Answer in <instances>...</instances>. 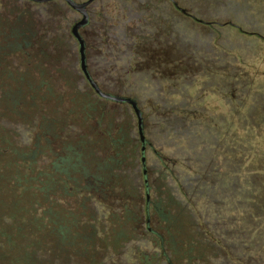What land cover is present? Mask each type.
Returning a JSON list of instances; mask_svg holds the SVG:
<instances>
[{"label":"rangeland","instance_id":"rangeland-1","mask_svg":"<svg viewBox=\"0 0 264 264\" xmlns=\"http://www.w3.org/2000/svg\"><path fill=\"white\" fill-rule=\"evenodd\" d=\"M175 1L200 20L169 0L95 3L149 37L142 61L164 51L165 74L124 73L122 58L95 79L136 102L144 166L127 104L71 78L35 109L32 76L0 92V264H264V0ZM42 6L0 0L6 29L47 22ZM64 150L71 164L56 166Z\"/></svg>","mask_w":264,"mask_h":264},{"label":"flooded vegetation","instance_id":"flooded-vegetation-1","mask_svg":"<svg viewBox=\"0 0 264 264\" xmlns=\"http://www.w3.org/2000/svg\"><path fill=\"white\" fill-rule=\"evenodd\" d=\"M13 1L26 5L27 8L32 7V5H43L47 22H41V14L38 12L36 20L30 19L32 23L17 25L14 30L6 29L5 26L8 25L5 14L0 12V77L4 79L0 84V92L3 95L13 91L19 93L23 90V85L19 83L20 78L32 76L36 80V85L28 86L26 89L30 98L29 104L35 109L38 100H42L43 95L47 96V99L43 101L47 105H51L55 99L60 100L63 90L60 88L59 81L60 79L71 78L77 81L84 91L91 92L100 99L111 100L114 104H127L136 117L140 142V163L144 166V155L142 154L145 147L142 133L143 122L136 102L131 97L103 90L95 79L99 77L112 79L113 77H110L112 74L119 75L120 68L115 67L116 64L113 60L122 58H125V64L122 66L124 73L139 70L147 73L154 71L165 74L166 69H162L163 64L159 63H166V61L162 55H158L163 54L164 51L156 49L148 55L151 60L142 61L141 57L146 54L140 52L139 48L145 39H147L145 43L150 42L149 37L137 35L131 29L132 25H129L128 20L124 17L111 15L109 19L103 18L102 21L100 11L102 8L95 5L96 1L99 0H71L75 3H84L81 10L74 8L68 0ZM169 1L184 15L195 20L198 19L194 14L180 7L175 0ZM143 3L145 2L139 1L138 4L132 5L136 7ZM56 14L61 17L69 14V24L57 25L54 23ZM114 14H119V12L115 10ZM92 16H96L100 21L105 22V29L101 30L100 26L92 21ZM16 20L20 21L18 17ZM120 25L123 26L125 32L123 37L127 38L123 44L125 47L120 42L119 36L114 34L117 26ZM160 46L158 45L159 48ZM155 58L158 59V63L152 61ZM32 70L33 73L31 74ZM12 75L15 77L10 78ZM11 80L13 81L12 84L9 83ZM13 84L15 85L13 86ZM39 109L41 112L43 111V109ZM136 110L139 115H137ZM43 119L45 125L50 128L54 124L53 118ZM47 142H52V140H47ZM58 155L56 166L65 163L71 164V156L68 154L66 156L65 150ZM142 168L145 172V168Z\"/></svg>","mask_w":264,"mask_h":264},{"label":"water","instance_id":"water-1","mask_svg":"<svg viewBox=\"0 0 264 264\" xmlns=\"http://www.w3.org/2000/svg\"><path fill=\"white\" fill-rule=\"evenodd\" d=\"M70 2V4L74 7V8H77L79 10H81L82 6L84 5V3H75V2H72L71 0H68ZM136 113L137 115L138 114V111L136 110Z\"/></svg>","mask_w":264,"mask_h":264}]
</instances>
